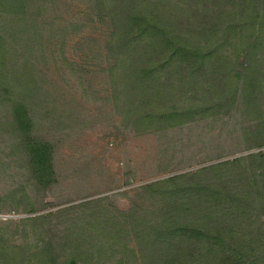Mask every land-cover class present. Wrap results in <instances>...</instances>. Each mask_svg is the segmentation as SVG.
<instances>
[{
	"label": "trees",
	"instance_id": "16d2710c",
	"mask_svg": "<svg viewBox=\"0 0 264 264\" xmlns=\"http://www.w3.org/2000/svg\"><path fill=\"white\" fill-rule=\"evenodd\" d=\"M197 91L215 96L202 110L264 95V0H0L1 141L39 188L83 103L156 131L196 112L178 104ZM201 170L137 188L126 210L106 196L0 219V264H264V150Z\"/></svg>",
	"mask_w": 264,
	"mask_h": 264
},
{
	"label": "rangeland",
	"instance_id": "374dc122",
	"mask_svg": "<svg viewBox=\"0 0 264 264\" xmlns=\"http://www.w3.org/2000/svg\"><path fill=\"white\" fill-rule=\"evenodd\" d=\"M193 93L178 106L198 110L156 131L124 127L115 110L99 111L93 100L83 103L82 127L55 133L58 176L46 190L34 184L0 133V219L18 220L106 196L109 204L126 210L144 196L136 195L143 185L188 172L209 178L212 173L201 169L264 150V95L254 103L236 98L223 108L202 110L214 94ZM253 165L247 159L219 172L237 174ZM33 208L38 213H25Z\"/></svg>",
	"mask_w": 264,
	"mask_h": 264
}]
</instances>
